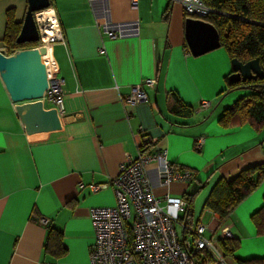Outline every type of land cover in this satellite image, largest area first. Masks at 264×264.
Instances as JSON below:
<instances>
[{
    "label": "crops",
    "instance_id": "crops-1",
    "mask_svg": "<svg viewBox=\"0 0 264 264\" xmlns=\"http://www.w3.org/2000/svg\"><path fill=\"white\" fill-rule=\"evenodd\" d=\"M26 7V0H0V41L7 12L21 24ZM50 7L64 38L48 52L64 81L61 129L29 133L0 79V264H88L90 210L115 205L110 189L92 193L89 186L114 179L145 138L151 140L145 150H166L173 165L195 175L188 185L156 188V195L188 198L204 184L191 212L216 232L220 216L204 207L214 185L264 164V126L218 123L226 108L248 95L228 92L227 52L220 47L192 56L183 9L170 0H138L136 8L130 0H50ZM105 21L135 24L137 34L109 40L100 29ZM146 80L155 86H144ZM135 85L143 86L147 101L131 108L124 99ZM172 93L183 108H176ZM202 101L211 106L198 112ZM199 138L204 142L195 151ZM263 202L264 180L223 224L238 243L228 264L264 260V236L256 235L251 221ZM161 205L175 215L163 200ZM50 231L60 234L63 254L46 250Z\"/></svg>",
    "mask_w": 264,
    "mask_h": 264
},
{
    "label": "built area",
    "instance_id": "built-area-1",
    "mask_svg": "<svg viewBox=\"0 0 264 264\" xmlns=\"http://www.w3.org/2000/svg\"><path fill=\"white\" fill-rule=\"evenodd\" d=\"M170 1L179 3L188 16L205 17L212 12L200 0ZM137 4L138 0H130L132 8H136ZM43 12H51L50 19L39 18L38 15ZM34 16L39 33L35 48H44L51 56L53 44L64 41L54 11L50 7ZM100 29L109 40L137 34L135 24L105 21ZM56 70L52 60L46 68L47 90L41 101L43 106L46 104L50 106L48 109H54L60 118L64 113V81L56 75ZM155 84L154 80L143 83L149 88ZM142 87L135 85L130 88L124 99L128 107L133 108L147 101ZM210 106V103L202 101L198 112L207 111ZM203 142L204 139L199 138L194 150L199 151ZM150 143L151 140L145 138L138 156L127 158L120 164L118 175L108 184L89 186L92 193L110 189L115 205L90 210L93 243L88 264H228L222 250L225 241L232 239L227 226L221 224L216 237L217 231H210L200 218L194 219L188 210L187 197H171L168 193L162 197L156 195V188L167 189L174 183L188 185L194 181L195 175L188 169L173 165L166 150H145ZM162 200L175 211V215L166 212L161 205ZM41 223L45 224L44 221Z\"/></svg>",
    "mask_w": 264,
    "mask_h": 264
},
{
    "label": "trees",
    "instance_id": "trees-1",
    "mask_svg": "<svg viewBox=\"0 0 264 264\" xmlns=\"http://www.w3.org/2000/svg\"><path fill=\"white\" fill-rule=\"evenodd\" d=\"M212 12L205 17L188 18L200 19L212 25L218 35L220 47L223 48L230 60L236 59L241 63L258 59L264 71V0H200ZM21 24L14 21L13 11L6 14V28L0 41L5 53L9 55L18 50L33 49L37 43L17 44ZM6 54V55H7ZM228 92L244 90L247 96L240 98L231 107L224 110L218 123L227 128L243 123H249L256 128L264 126V78L256 81L229 84L226 78ZM176 108H183L176 94L170 95ZM264 180V164L249 167L232 180L220 179L212 188L204 207L220 216L221 224H225L232 212L246 200ZM202 184L188 200V210L191 212L194 198L203 188ZM257 236H264V202L261 208L251 216ZM53 247L55 255L63 254L60 234H48L46 250ZM238 248L237 241L226 240L222 245L224 256L230 257ZM239 264H264V260H252Z\"/></svg>",
    "mask_w": 264,
    "mask_h": 264
},
{
    "label": "water",
    "instance_id": "water-1",
    "mask_svg": "<svg viewBox=\"0 0 264 264\" xmlns=\"http://www.w3.org/2000/svg\"><path fill=\"white\" fill-rule=\"evenodd\" d=\"M26 12L17 36V44L38 43L39 33L35 14L50 8V0H26ZM185 39L190 53L199 57L220 48L216 29L199 19L185 21ZM46 49L18 50L6 55L0 50V79L11 100L21 125L29 133H50L61 129L54 109H44L42 97L47 90V73L42 57ZM229 84L256 81L264 78L258 59L241 63L231 60Z\"/></svg>",
    "mask_w": 264,
    "mask_h": 264
},
{
    "label": "bare ground",
    "instance_id": "bare-ground-1",
    "mask_svg": "<svg viewBox=\"0 0 264 264\" xmlns=\"http://www.w3.org/2000/svg\"><path fill=\"white\" fill-rule=\"evenodd\" d=\"M51 12H43L41 14L38 15L39 18H43V19H50V16H51ZM7 54V53H6ZM8 55V54H7ZM43 62L44 64L46 65V68H48L50 65H51V61L49 59V56H48V51H46V54L43 56ZM188 201V200H187Z\"/></svg>",
    "mask_w": 264,
    "mask_h": 264
},
{
    "label": "rangeland",
    "instance_id": "rangeland-1",
    "mask_svg": "<svg viewBox=\"0 0 264 264\" xmlns=\"http://www.w3.org/2000/svg\"><path fill=\"white\" fill-rule=\"evenodd\" d=\"M205 102H208V101H205ZM208 103H210V102H208ZM207 220H208V217L206 216V217L203 219V222L206 223ZM211 228L214 229V228H215V224H213ZM179 231H180V230H179ZM218 235H219V232H218V230H217L215 236L217 237ZM228 262H229V261H228Z\"/></svg>",
    "mask_w": 264,
    "mask_h": 264
}]
</instances>
